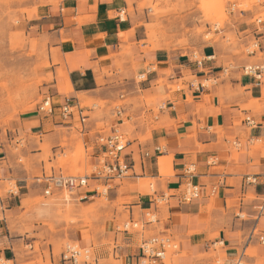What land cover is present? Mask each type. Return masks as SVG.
I'll use <instances>...</instances> for the list:
<instances>
[{
  "label": "crops",
  "instance_id": "crops-1",
  "mask_svg": "<svg viewBox=\"0 0 264 264\" xmlns=\"http://www.w3.org/2000/svg\"><path fill=\"white\" fill-rule=\"evenodd\" d=\"M129 1L54 0L39 5L29 22L48 33L57 54L43 85L55 112L20 113L9 141L47 135L63 152L60 141L77 121H64L57 106L72 97L88 114L81 133L90 164L99 166L103 152L98 132L121 127L133 135L123 151L131 175L89 176L68 221L59 206L32 202L45 187L19 163L4 167L2 180H15L17 189L0 197V261L45 260L48 251L52 264H65L64 250L56 248L71 240L92 250L95 262L87 264H149L141 246L152 236L175 242L172 264H213L215 257L230 264L254 243L264 254V67L245 71L249 62H264V19L254 18L264 1L230 11L226 30L245 45L257 41L259 51L245 58L222 41L152 47L148 24L155 18L138 6L132 12ZM84 99L104 102L103 114L92 115ZM9 152L1 132L0 166L10 162ZM187 169L202 186L189 200L183 199ZM148 178L155 183L145 187ZM87 208L95 213L92 225L84 220ZM129 222L141 228L123 230ZM217 245V256H208ZM165 257L153 264H166Z\"/></svg>",
  "mask_w": 264,
  "mask_h": 264
},
{
  "label": "rangeland",
  "instance_id": "rangeland-1",
  "mask_svg": "<svg viewBox=\"0 0 264 264\" xmlns=\"http://www.w3.org/2000/svg\"><path fill=\"white\" fill-rule=\"evenodd\" d=\"M54 0H0V133L10 151L8 161L4 167L19 163L22 168L31 174L30 181L39 184L37 176L43 172L52 171L72 175L89 176L97 173L99 166L92 165L87 157V151L83 143L82 126L77 122V129H73L69 135L64 134L60 145L65 147L63 152L52 142L47 135L17 136L14 141H9L8 134L12 130L14 120L18 115L27 110H35L44 100L43 85L52 79L53 73L50 71L51 63L57 62V54L54 48H49L48 33L38 32L37 27H30L29 22L38 16V7L41 4ZM264 0H256L251 6L248 0H130V10L133 12L135 6L138 9H148L150 17L155 19L148 24L149 41L152 47L174 46L190 47L192 42L210 43L222 41L226 46H233V51L242 58L248 56L251 51L259 48L257 41H251L245 45L239 40L238 36L227 31L228 25L232 24L230 11L236 8H250L257 6ZM255 19H264V9L255 14ZM235 46V48H234ZM196 55L199 57L197 51ZM260 55H262L259 52ZM261 65L263 63L249 62V65ZM61 69H58L60 75ZM181 84H173L171 87L176 89ZM122 103L117 102L116 104ZM82 104L92 106L95 112L92 115L103 114L105 105L102 101L84 99ZM39 109V108H38ZM109 110V108H108ZM129 126L130 123L127 122ZM100 127H105L103 122ZM123 132L126 138H132V134L124 128L117 127ZM128 133V134H127ZM55 148H58L54 151ZM15 156V161H12ZM0 173V197H3L8 190H16L15 180H2ZM154 179H147L143 186L149 187L154 184ZM106 187L99 186L100 191ZM76 191L70 193L68 190L55 192L34 198L35 204L57 205L58 213L65 216L66 220H74L71 216L75 208ZM100 202L106 203L104 197ZM162 202V201H161ZM164 203V202H162ZM84 220L86 224L92 225V215L95 216L93 208L86 209ZM91 214V216H90ZM141 228V225L133 227L132 230ZM68 246H75L81 251L79 264H84L83 260L88 256V260L94 263L92 250L82 249L77 242L64 240L56 248L60 253ZM217 251L211 250L208 256H217ZM39 249V245H36ZM44 260L42 256L28 262L19 264H52L49 252ZM245 258L236 259L232 264H264V254L259 252V244L250 245L245 251ZM173 256V248H169L165 257L166 264H172L170 259ZM112 259V257H111ZM220 257H215L213 264H219ZM230 263V264H231ZM0 264H13V262L0 261Z\"/></svg>",
  "mask_w": 264,
  "mask_h": 264
},
{
  "label": "built area",
  "instance_id": "built-area-1",
  "mask_svg": "<svg viewBox=\"0 0 264 264\" xmlns=\"http://www.w3.org/2000/svg\"><path fill=\"white\" fill-rule=\"evenodd\" d=\"M257 67V65L246 66L245 71L247 73H252ZM74 104V98L67 97L63 103L57 106L58 114L64 121L67 122H70V119H73L75 116L76 121L81 124L83 129V122L88 114L82 113L84 108L83 106L74 107ZM38 108L47 114L55 112V106L51 101L50 95L45 96ZM114 109L116 114H118V105H115ZM96 142L103 148V152L99 157V169L96 174L110 178H123L131 175V172H129L131 166H129L123 154L124 149L130 142V139L126 138L125 134L121 132L119 128L114 126L106 131H99L96 136ZM187 173L189 174L188 179L183 184V199L185 200L199 196L202 190V186L195 183L191 178L192 170L187 169ZM88 177V174L72 175L65 174L62 171H53L51 173L43 172L41 176L36 177V180L39 184L45 187L44 193L46 195H51L55 192L63 190H68L70 193H73L74 191L77 192L80 187H85L87 185ZM133 225L135 226L136 223L129 222L124 224L123 230H129L133 227ZM175 245V242L169 237L152 236L143 242L141 248L143 250V255L146 256L148 260V263L153 264L158 259H163L168 249L175 247ZM80 255L81 251L76 249L75 246H68L62 254V261L65 264H79ZM87 258L88 256H86L83 260L84 264L90 263Z\"/></svg>",
  "mask_w": 264,
  "mask_h": 264
},
{
  "label": "bare ground",
  "instance_id": "bare-ground-1",
  "mask_svg": "<svg viewBox=\"0 0 264 264\" xmlns=\"http://www.w3.org/2000/svg\"><path fill=\"white\" fill-rule=\"evenodd\" d=\"M249 66H251V65H249ZM139 225V223H136V225L134 226L133 225V227H137ZM5 262H9V261H5Z\"/></svg>",
  "mask_w": 264,
  "mask_h": 264
}]
</instances>
